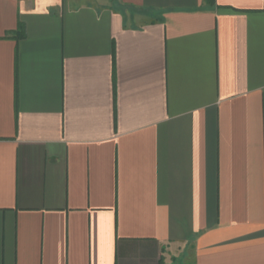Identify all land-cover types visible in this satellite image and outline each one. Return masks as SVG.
<instances>
[{
  "label": "crops",
  "instance_id": "crops-1",
  "mask_svg": "<svg viewBox=\"0 0 264 264\" xmlns=\"http://www.w3.org/2000/svg\"><path fill=\"white\" fill-rule=\"evenodd\" d=\"M0 264H264V0H0Z\"/></svg>",
  "mask_w": 264,
  "mask_h": 264
},
{
  "label": "rangeland",
  "instance_id": "rangeland-1",
  "mask_svg": "<svg viewBox=\"0 0 264 264\" xmlns=\"http://www.w3.org/2000/svg\"><path fill=\"white\" fill-rule=\"evenodd\" d=\"M140 13H145L143 16H133V20L138 24H147L153 20H156V14L153 12H147V11H139ZM147 14V15H146Z\"/></svg>",
  "mask_w": 264,
  "mask_h": 264
},
{
  "label": "trees",
  "instance_id": "trees-1",
  "mask_svg": "<svg viewBox=\"0 0 264 264\" xmlns=\"http://www.w3.org/2000/svg\"><path fill=\"white\" fill-rule=\"evenodd\" d=\"M22 31H23V29H22V27L20 26L19 29H18V33H19L20 35H22Z\"/></svg>",
  "mask_w": 264,
  "mask_h": 264
}]
</instances>
